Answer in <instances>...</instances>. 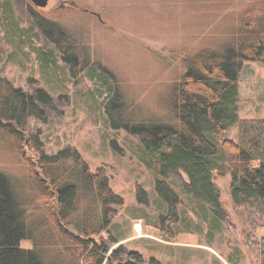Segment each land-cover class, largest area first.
Wrapping results in <instances>:
<instances>
[{"label": "trees", "instance_id": "trees-1", "mask_svg": "<svg viewBox=\"0 0 264 264\" xmlns=\"http://www.w3.org/2000/svg\"><path fill=\"white\" fill-rule=\"evenodd\" d=\"M186 1L199 8L226 9L238 2L249 6L228 40L186 55V70L160 98L166 113L162 119H123L128 104L116 84L105 101L107 114L115 128H124L140 140L149 154L147 164L156 189L170 203L172 213L187 199L202 207L206 204V209L228 222L215 183V172L227 158L233 202L248 209L243 241L264 264V235L257 239L264 230V117L242 119L239 105L244 62L264 65V0ZM28 11L73 77L89 70L92 60L87 48L33 4H28ZM54 110L48 91L29 93L0 77V143L13 153L24 174L20 176L24 180L17 179L0 168V264H161L129 250L123 243L127 237L111 235L124 199L113 191L103 168L93 172L73 147L49 154L39 134L28 135L31 120L47 123ZM234 125L237 141L226 137ZM218 143L226 158L218 155ZM138 192L141 203L148 204L147 191L138 187ZM24 242L31 247H23Z\"/></svg>", "mask_w": 264, "mask_h": 264}, {"label": "rangeland", "instance_id": "rangeland-1", "mask_svg": "<svg viewBox=\"0 0 264 264\" xmlns=\"http://www.w3.org/2000/svg\"><path fill=\"white\" fill-rule=\"evenodd\" d=\"M73 1L82 9L72 8ZM28 4L0 0V77L29 93L42 88L52 95L55 110L47 123L33 119L28 126V135L39 134L47 153L73 147L93 172L105 170L113 191L124 199L111 235L127 237L123 243L129 250L161 264H259L243 241L248 209L233 202L222 145L217 144L218 155L226 158V164L221 161L215 183L229 221L216 217L206 204L203 208L187 199L174 214L156 189L149 154L136 136L114 127L105 103L116 84L128 104L123 119H162L160 98L186 70V55L228 40L249 3L225 9L194 7L186 0H50L40 10L90 52L91 69L77 77L35 26ZM239 93L241 118H263V64L244 62ZM226 137L237 141L238 126L231 127ZM0 168L24 180L13 153L1 143ZM138 187L147 191L148 204L139 200ZM198 206L202 208L197 210ZM262 235L264 230L257 239ZM23 247L31 245L24 242Z\"/></svg>", "mask_w": 264, "mask_h": 264}, {"label": "water", "instance_id": "water-1", "mask_svg": "<svg viewBox=\"0 0 264 264\" xmlns=\"http://www.w3.org/2000/svg\"><path fill=\"white\" fill-rule=\"evenodd\" d=\"M27 1L39 9H44L48 6L50 0H27Z\"/></svg>", "mask_w": 264, "mask_h": 264}, {"label": "flooded vegetation", "instance_id": "flooded-vegetation-1", "mask_svg": "<svg viewBox=\"0 0 264 264\" xmlns=\"http://www.w3.org/2000/svg\"><path fill=\"white\" fill-rule=\"evenodd\" d=\"M67 2H68V0H66ZM70 6L72 7V8H75V9H77V10H79V9H82V8H80L79 7V5L78 4H76L74 1L73 2H71L70 3ZM84 11H86V12H89L92 16H100L98 13H96L95 11H90V10H88V9H83Z\"/></svg>", "mask_w": 264, "mask_h": 264}]
</instances>
